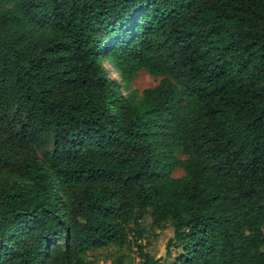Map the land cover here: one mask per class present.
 <instances>
[{
  "label": "trees",
  "instance_id": "obj_1",
  "mask_svg": "<svg viewBox=\"0 0 264 264\" xmlns=\"http://www.w3.org/2000/svg\"><path fill=\"white\" fill-rule=\"evenodd\" d=\"M130 239L264 264V0H0V264Z\"/></svg>",
  "mask_w": 264,
  "mask_h": 264
},
{
  "label": "rangeland",
  "instance_id": "obj_2",
  "mask_svg": "<svg viewBox=\"0 0 264 264\" xmlns=\"http://www.w3.org/2000/svg\"><path fill=\"white\" fill-rule=\"evenodd\" d=\"M102 63L109 77L120 81L118 73L112 69L108 61L103 60ZM160 79V76H153L144 70H140L133 78L129 86V90H121L123 94H127L129 91L135 90L139 96L143 89L154 87ZM182 174V169H176L173 173L174 176H181ZM140 225L143 228L141 243L144 244V250L154 255L156 258L159 256L163 257L165 254V243L172 235L171 229H159L152 226L149 217H143L140 220ZM175 252L176 250L172 249V256ZM89 258L93 260V262L99 264H142L133 239H130V243L122 247L110 245L105 248L92 251L89 253ZM166 261L167 259L164 258L159 264H164Z\"/></svg>",
  "mask_w": 264,
  "mask_h": 264
}]
</instances>
